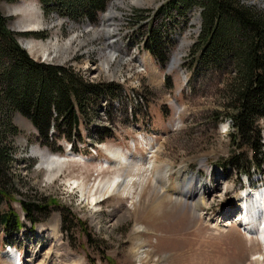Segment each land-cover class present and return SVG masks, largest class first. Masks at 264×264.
I'll list each match as a JSON object with an SVG mask.
<instances>
[{
    "label": "rangeland",
    "instance_id": "1",
    "mask_svg": "<svg viewBox=\"0 0 264 264\" xmlns=\"http://www.w3.org/2000/svg\"><path fill=\"white\" fill-rule=\"evenodd\" d=\"M37 1H0L9 28L28 35L19 42L30 57L69 65L87 81L113 83L122 91L117 100L100 102L89 123L81 124L85 144L72 155L65 154L67 144L61 152L41 146L31 124L13 116L20 133L11 139L4 181L12 200L10 207L1 205L0 213L11 209L22 217L19 202H34L49 214L37 224L22 220L19 232L0 228V264H12L8 243L19 250L21 264H264L262 245L243 229L239 212L247 185L264 183V163L250 170V178L223 167L232 154L230 124L216 114L228 74L208 70L197 75L188 67L199 8L190 9L187 20L171 31L173 46L160 67L142 48L145 22L135 14L154 12L165 0H111L95 23L56 10L45 14ZM244 3L264 10V0ZM111 7L113 14L107 16ZM176 56L177 66L171 68ZM259 125L264 159V119ZM90 134L110 136L92 148ZM111 151L127 160L119 174ZM239 152L250 162L247 148ZM41 156L57 157L60 164L49 174ZM133 166L144 179L131 197L99 194L91 202L92 188L117 174L132 177ZM153 166L161 185L151 181ZM179 170L192 180L191 200L175 181Z\"/></svg>",
    "mask_w": 264,
    "mask_h": 264
},
{
    "label": "trees",
    "instance_id": "2",
    "mask_svg": "<svg viewBox=\"0 0 264 264\" xmlns=\"http://www.w3.org/2000/svg\"><path fill=\"white\" fill-rule=\"evenodd\" d=\"M244 1L165 0L154 12L135 11L145 22V49L163 67L173 46L171 31L180 20H187L190 9L199 8V32L187 56L188 67L197 75L208 70L228 74L216 115L227 118L230 124L232 154L222 165L239 176L250 174L251 169L264 163L259 125L264 119V10ZM37 2L45 14L56 10L69 19L84 18L95 23L109 0ZM9 21L0 11V207H10L12 200L4 181L12 160L11 139L20 133L13 124L15 114L32 125L41 146L61 152V144L68 143L73 152H78V145L85 144L81 124L89 123L100 102L117 100L122 91L121 86L113 83L87 81L69 65L34 60L19 42L20 36L28 35L12 31ZM89 136L93 146L110 134ZM244 147L252 154L250 162H244L239 152ZM19 205L23 220L30 224L39 223L41 216L49 214L42 204ZM63 219L65 222V216ZM23 225L20 215L13 210L0 213V228L5 233L19 232Z\"/></svg>",
    "mask_w": 264,
    "mask_h": 264
},
{
    "label": "bare ground",
    "instance_id": "3",
    "mask_svg": "<svg viewBox=\"0 0 264 264\" xmlns=\"http://www.w3.org/2000/svg\"><path fill=\"white\" fill-rule=\"evenodd\" d=\"M107 13H108L107 16H109L110 14L112 15L113 14V8L111 7L109 9V12H107ZM175 59L171 63V65H172L171 68H173L174 66H177L176 65L177 64V56L175 57ZM104 67L105 68L108 67V63ZM118 154L119 153H117L115 151L110 152V155H112V157L117 158V165H116L117 169L121 168L122 164L126 163V161H127L125 157H122ZM39 155H40V153H39ZM40 158H42V161H43L42 165H44V167H46L49 174L52 173V169L54 167H57V164H60L58 161L59 159L57 160V157L56 158L55 157L44 158L41 156ZM135 166L132 167L133 169L131 168L132 173H134L133 176H136L135 173H138L140 171V170L136 169ZM116 171L119 174L120 170L118 169ZM118 174L115 175V177L112 178L111 180H107L104 184L98 183L97 186L95 187V190H92L93 188L90 190L89 193H91V194H93L95 192L91 196V202L92 203L95 204L96 200H98V198L105 197V196H111V195H118L119 196V195L126 194V196L131 197L133 195V192H134V187L136 185L141 187L143 179H144V178L142 179V178L137 177V176H136V179H134L135 177L132 178L133 176L131 177V175H128L127 172L125 173V175L119 176ZM150 175H151V181L153 184L154 183L159 184L161 182L160 173H159V170L157 169V167H154V166L152 167V171H151ZM175 181L177 184H179L181 186V189L183 190V193H184L182 195L183 197H185L186 199H189V200H191L195 197V195L192 192V187L190 186L192 180L187 179V176H186L184 170H179V172L177 173V177H176ZM159 185H161V184H159ZM96 195H99V197L97 198ZM133 197H132V201H133ZM262 198L263 197H262L261 193H255L254 192V193H252V195H250L248 193H243L242 198H241L243 215L242 216L239 215V216L242 217L241 221H243L244 224H247V226L249 228V232L253 229V233H257L256 238L258 237L257 240L259 242H261L262 246L264 247V203H262ZM260 208H261V210H260ZM242 211L240 212V214L242 213ZM255 228H256V232L254 231Z\"/></svg>",
    "mask_w": 264,
    "mask_h": 264
}]
</instances>
